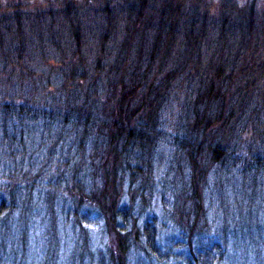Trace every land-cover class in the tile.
Listing matches in <instances>:
<instances>
[{
  "label": "trees",
  "instance_id": "trees-1",
  "mask_svg": "<svg viewBox=\"0 0 264 264\" xmlns=\"http://www.w3.org/2000/svg\"><path fill=\"white\" fill-rule=\"evenodd\" d=\"M4 3L0 264H264V7Z\"/></svg>",
  "mask_w": 264,
  "mask_h": 264
},
{
  "label": "rangeland",
  "instance_id": "rangeland-1",
  "mask_svg": "<svg viewBox=\"0 0 264 264\" xmlns=\"http://www.w3.org/2000/svg\"><path fill=\"white\" fill-rule=\"evenodd\" d=\"M5 1L6 0H3V3ZM24 1L28 2L29 4H31V2L34 1V0H24ZM117 1L121 2L122 0H117ZM79 2L81 3L84 12L88 13L89 21L91 23H93L92 19L95 17L96 9H98V5H97L98 4V0H79ZM212 2H213V4H212V7H211V10L212 11L215 10L216 12H218L219 11L218 0H212ZM237 3L240 6L244 5V4H247V3H253L255 5L256 9H258V10H261L264 7V0H237ZM161 154H163L164 157H166V155H168L166 149H163L161 151ZM164 201H165V203H163ZM163 205H164L165 208L170 206V201H169V198H168L167 194H165V197H164L163 201L161 199H159L158 201H156L154 203V206L156 207L155 210H156L158 218H159V224H160L159 225V231H160L161 239H163L164 240L163 243L165 242V245H167L169 247V246H171L172 241L168 238V235H169V233H168L169 224H168L167 220L165 218H163V212H164ZM37 233H38V231H37ZM174 240H176V239H174ZM94 241L96 242V238L95 237H94ZM36 247L38 248V243H36ZM165 249H167V248H164V250ZM31 251L35 255V257L32 259L33 263L37 264L38 262L41 261L39 252L36 253V250L34 249V247H32ZM133 258H136V260H137L134 263L132 262L133 264H174L173 263L174 262L173 257L172 256L169 257L167 255H166V257H163V259H160V261L154 260V259L150 260V259L144 258L142 254L141 255L139 254L137 257H133ZM167 258H169V259H167Z\"/></svg>",
  "mask_w": 264,
  "mask_h": 264
}]
</instances>
